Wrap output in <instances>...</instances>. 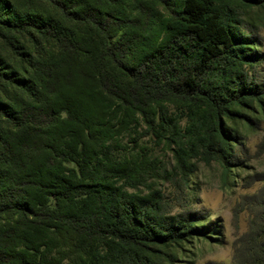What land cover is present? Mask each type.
<instances>
[{"label": "trees", "instance_id": "1", "mask_svg": "<svg viewBox=\"0 0 264 264\" xmlns=\"http://www.w3.org/2000/svg\"><path fill=\"white\" fill-rule=\"evenodd\" d=\"M259 8L0 0V264H175L209 240L198 213L167 215L139 193L146 159L120 155V139L184 131V170L197 145L228 149L237 129L222 119L250 125L264 97L246 74L260 59L245 18Z\"/></svg>", "mask_w": 264, "mask_h": 264}, {"label": "rangeland", "instance_id": "2", "mask_svg": "<svg viewBox=\"0 0 264 264\" xmlns=\"http://www.w3.org/2000/svg\"><path fill=\"white\" fill-rule=\"evenodd\" d=\"M149 1L163 15L175 2ZM245 21L252 29L244 31L252 37L250 53L260 59L246 74L264 90V9H253ZM249 111L243 119L250 125L222 119L225 129H237L228 149L197 145L185 170L178 156L184 131L157 136L142 125L120 139V155L146 159V177L135 184L139 193L156 194L167 215L198 213L210 237L191 239L175 264H264V97L261 107Z\"/></svg>", "mask_w": 264, "mask_h": 264}]
</instances>
